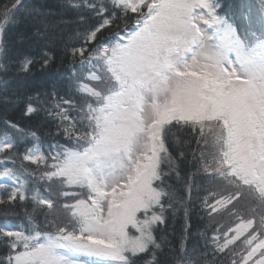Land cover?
Returning a JSON list of instances; mask_svg holds the SVG:
<instances>
[{"label":"snow or ice","instance_id":"1","mask_svg":"<svg viewBox=\"0 0 264 264\" xmlns=\"http://www.w3.org/2000/svg\"><path fill=\"white\" fill-rule=\"evenodd\" d=\"M60 8L0 0V264H264V0Z\"/></svg>","mask_w":264,"mask_h":264},{"label":"trees","instance_id":"2","mask_svg":"<svg viewBox=\"0 0 264 264\" xmlns=\"http://www.w3.org/2000/svg\"><path fill=\"white\" fill-rule=\"evenodd\" d=\"M25 2L26 3L38 2L51 7V9L54 12H60L61 11L60 5L63 2V0H25ZM221 3L226 8L229 6L238 7L241 3H247L249 5H254L258 7L259 0H221ZM65 18H70V16H65ZM23 30H24V23L17 25L16 28L13 29V34L9 38L14 40L15 33ZM69 63L70 61L68 59H65L63 62L57 59V62L55 64H53L50 68L45 69L43 71L40 70V66L39 64H37L34 72L30 76L24 78V85L30 88L31 87L44 88V87H51L53 83H56L62 89L66 88L68 83L67 77L70 75L68 71ZM16 115H18V113H16ZM40 120L42 121L43 117H41ZM202 216L203 213L200 212L199 208L197 207L192 214V223L194 225L193 232H196L198 229L204 228L205 225L208 223L206 218L201 219ZM181 222L182 221L178 216L176 218L174 225L177 230L179 229ZM169 223L170 224L172 223L171 219Z\"/></svg>","mask_w":264,"mask_h":264}]
</instances>
